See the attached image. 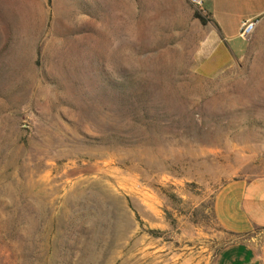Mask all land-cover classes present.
Returning <instances> with one entry per match:
<instances>
[{
  "label": "rangeland",
  "instance_id": "obj_1",
  "mask_svg": "<svg viewBox=\"0 0 264 264\" xmlns=\"http://www.w3.org/2000/svg\"><path fill=\"white\" fill-rule=\"evenodd\" d=\"M203 6L0 0V264H212L232 240L212 200L264 175V16L241 40Z\"/></svg>",
  "mask_w": 264,
  "mask_h": 264
},
{
  "label": "crops",
  "instance_id": "obj_2",
  "mask_svg": "<svg viewBox=\"0 0 264 264\" xmlns=\"http://www.w3.org/2000/svg\"><path fill=\"white\" fill-rule=\"evenodd\" d=\"M263 16L264 0H209L208 21L220 34L228 31L236 37L241 23ZM212 214L232 239L212 264H264V175L221 186L212 200Z\"/></svg>",
  "mask_w": 264,
  "mask_h": 264
},
{
  "label": "built area",
  "instance_id": "obj_3",
  "mask_svg": "<svg viewBox=\"0 0 264 264\" xmlns=\"http://www.w3.org/2000/svg\"><path fill=\"white\" fill-rule=\"evenodd\" d=\"M190 5H192L197 10H201L204 0H186ZM255 22L246 21L240 24L237 37L243 40L246 38L254 27Z\"/></svg>",
  "mask_w": 264,
  "mask_h": 264
},
{
  "label": "trees",
  "instance_id": "obj_4",
  "mask_svg": "<svg viewBox=\"0 0 264 264\" xmlns=\"http://www.w3.org/2000/svg\"><path fill=\"white\" fill-rule=\"evenodd\" d=\"M203 9H204L206 15L208 16L209 15V0L204 1ZM195 18H197L199 23L202 25L208 21V20H206V18H200L198 15H195Z\"/></svg>",
  "mask_w": 264,
  "mask_h": 264
}]
</instances>
